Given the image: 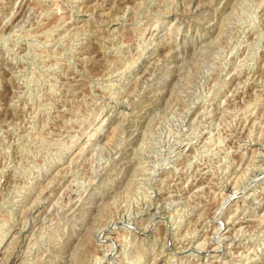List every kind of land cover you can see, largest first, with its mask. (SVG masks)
<instances>
[{"label": "rangeland", "instance_id": "obj_1", "mask_svg": "<svg viewBox=\"0 0 264 264\" xmlns=\"http://www.w3.org/2000/svg\"><path fill=\"white\" fill-rule=\"evenodd\" d=\"M0 264H264V0H0Z\"/></svg>", "mask_w": 264, "mask_h": 264}]
</instances>
